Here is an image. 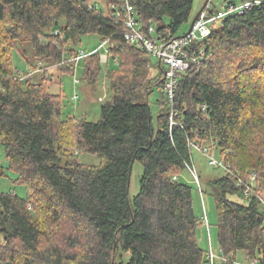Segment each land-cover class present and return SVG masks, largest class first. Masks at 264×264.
Segmentation results:
<instances>
[{"label":"trees","instance_id":"obj_1","mask_svg":"<svg viewBox=\"0 0 264 264\" xmlns=\"http://www.w3.org/2000/svg\"><path fill=\"white\" fill-rule=\"evenodd\" d=\"M103 1L95 7L90 0H0V144L14 182L26 187L25 197L0 192V264H264V0H243L249 4L241 12L225 14L195 42L203 58L178 75L172 100H156V127L147 97L156 85L164 92L163 66L157 61L158 75L149 76L151 56L123 36L122 8L134 7L148 36L150 26L176 35L193 0ZM88 33L107 44L105 62L111 56L116 65L111 99L100 105L97 121L63 117L62 96L48 82L50 67L74 74L73 46ZM22 43L40 81L22 80L13 63L12 50ZM17 50L35 69L27 49ZM81 59L84 78L95 82L98 51ZM190 143L217 150L229 164V172L219 167L224 173L207 181L218 255L200 183L201 215L192 187L178 180L192 166ZM76 152L95 154L99 163H82ZM134 161L143 171L130 199ZM252 174L255 194L246 196L237 178L250 183ZM204 235L209 249L199 245Z\"/></svg>","mask_w":264,"mask_h":264},{"label":"rangeland","instance_id":"obj_2","mask_svg":"<svg viewBox=\"0 0 264 264\" xmlns=\"http://www.w3.org/2000/svg\"><path fill=\"white\" fill-rule=\"evenodd\" d=\"M96 3V5L102 6L103 0H90ZM206 0H193L192 9L190 13V18L187 22L183 23L177 30L176 35H182L186 33L190 27V24L197 14V12L202 8L203 4ZM234 1L236 5H239L243 2V0H211V5L209 9H214V11H221L222 2ZM64 23V17H60L59 24ZM220 23V19L215 20L210 26L213 24L218 25ZM43 42V41H42ZM100 37L95 33L83 34L80 36V41L74 45L75 51L89 53L90 51L96 49L99 53V56L102 55L107 56V44L104 43L101 47ZM16 47L18 49H27V55L30 59V63L33 64V67H36L35 60L30 57V53H28L29 46L26 43L17 44ZM13 48L12 50V59L14 65L19 68V73L22 75L26 73L27 63L25 59L20 55L17 48ZM151 67L149 68V76L158 75V64L157 59L154 57H150ZM43 62H41L42 64ZM86 62L84 59L79 60L76 63V68L74 70V74H71L67 71H63L59 68L50 67L48 69V73L51 75L49 78V91L52 93H59L62 96V106L61 112L63 117L67 115L75 116L76 119L84 118L88 121H97L100 117V105L111 99V91L109 88V73L116 68L114 59L110 56L108 63L100 60V68L95 79V82L89 83L84 78ZM37 69V67L35 68ZM41 72L38 71L31 76L35 81L41 80ZM78 79L77 83L73 82V79ZM77 95L75 100H72L74 95ZM161 96H165L164 92L160 93L157 85L153 86V91L149 93L147 100L150 106V111L152 115V123L154 127H156V117L159 111V105L157 101ZM211 153L217 158L219 154L217 150L211 148ZM74 156L78 158V160L82 163L87 164H98L99 157L92 153L85 152H76ZM191 162L195 171L199 175V183L203 190V201L204 207L209 220V228L211 231V248L218 255V242L216 239L217 227L215 225L217 220L216 215V201L213 195L210 193L209 185H207V181L210 179L217 178L221 176L224 172L219 167H213L208 163L207 156L195 148L191 149ZM142 164L139 161H134L131 167V174L129 179L128 186V196L132 199L139 190V179L142 175ZM16 174L8 168V161L4 154V149L0 144V192H12L17 194L19 197L26 196V187L23 183L14 182ZM178 180L180 182L187 183L192 187V206L195 213L201 215L203 204L200 198V194L198 192L197 183L192 178L191 174L188 170H183L179 176ZM261 196L264 198V191ZM231 200H238L239 198L229 195ZM239 199L238 201H240ZM264 207V206H262ZM261 207V208H262ZM206 235H207V227H205ZM200 233V230H199ZM204 233V230H203ZM199 245L204 249H209V240L204 237L199 240ZM237 260H243L242 252H237Z\"/></svg>","mask_w":264,"mask_h":264},{"label":"built area","instance_id":"obj_3","mask_svg":"<svg viewBox=\"0 0 264 264\" xmlns=\"http://www.w3.org/2000/svg\"><path fill=\"white\" fill-rule=\"evenodd\" d=\"M248 4L249 3H245L244 5H229V7L226 8L227 4L225 2H222V10L218 11L217 13L210 14L209 6L211 5V0H206L205 8L203 7L199 10L198 16L192 23L191 28L186 33L182 35H171V33L167 30L156 32L154 30V27L150 26L148 28V31L153 35L148 36L146 32L140 30L138 26V22L136 19V11L134 7L126 3L122 8V17L128 30L124 33L123 36L126 40H129L132 43H136L139 46L143 47L151 57L156 58L157 61L163 66V90L167 98L169 100H172L178 75L195 70V64L199 63V61L203 58V48L196 47L195 42L202 40L210 33V24L215 22V20L220 19L225 14L230 13L232 11L241 12L243 10V7L247 6ZM95 7H97V5H95ZM103 44L104 43H101L99 47H101ZM93 51H96V49ZM85 55H87V53L80 51L78 55H76L73 59L75 61H79ZM106 59V55H102L100 57V60L104 62L106 61ZM39 66L40 65L38 64V67ZM37 70L38 69H32L31 67L27 66L26 74H22L21 79L24 80L26 76H31L32 74L37 72ZM77 82L78 79L74 78V83ZM76 97L77 95H74L73 99H75ZM172 115L173 113L170 116V125L174 123ZM190 146H192V148H195L196 150L203 152L207 156L208 161L211 165L224 168L226 171L229 170L228 162H225L223 159L215 157L210 152L209 147H205L199 143H190ZM187 167L189 172L193 176L195 182L199 184V176L197 175L194 167L189 165H187ZM174 178L176 177L174 176ZM254 178L255 174H252L250 183H246L241 178H237V185H240L243 188L244 195L248 196L249 194L254 193ZM262 203L264 204V201H262ZM234 263L259 264L255 260H252L250 262Z\"/></svg>","mask_w":264,"mask_h":264},{"label":"water","instance_id":"obj_4","mask_svg":"<svg viewBox=\"0 0 264 264\" xmlns=\"http://www.w3.org/2000/svg\"><path fill=\"white\" fill-rule=\"evenodd\" d=\"M202 9V8H201ZM199 12V11H198ZM198 12H197V14L194 16V18H193V20H192V22H191V24H190V27H189V29L191 28V25H192V23L194 22V20L196 19V17L198 16ZM188 29V30H189ZM126 264H128V263H126Z\"/></svg>","mask_w":264,"mask_h":264}]
</instances>
